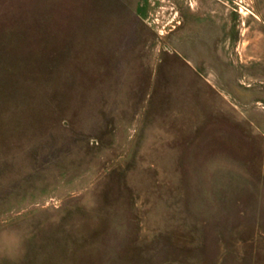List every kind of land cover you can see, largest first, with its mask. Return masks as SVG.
<instances>
[{"label":"rangeland","instance_id":"rangeland-1","mask_svg":"<svg viewBox=\"0 0 264 264\" xmlns=\"http://www.w3.org/2000/svg\"><path fill=\"white\" fill-rule=\"evenodd\" d=\"M0 264H264V0H0Z\"/></svg>","mask_w":264,"mask_h":264}]
</instances>
